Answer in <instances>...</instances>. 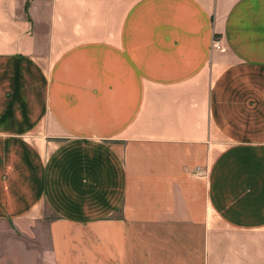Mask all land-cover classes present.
Returning <instances> with one entry per match:
<instances>
[{
    "label": "crops",
    "instance_id": "1",
    "mask_svg": "<svg viewBox=\"0 0 264 264\" xmlns=\"http://www.w3.org/2000/svg\"><path fill=\"white\" fill-rule=\"evenodd\" d=\"M0 264H264V0H0Z\"/></svg>",
    "mask_w": 264,
    "mask_h": 264
},
{
    "label": "built area",
    "instance_id": "2",
    "mask_svg": "<svg viewBox=\"0 0 264 264\" xmlns=\"http://www.w3.org/2000/svg\"><path fill=\"white\" fill-rule=\"evenodd\" d=\"M213 46L215 47V48H218V49H223V47H221V45H220V41L218 40V39H213Z\"/></svg>",
    "mask_w": 264,
    "mask_h": 264
}]
</instances>
